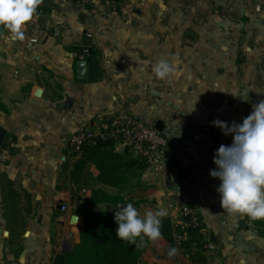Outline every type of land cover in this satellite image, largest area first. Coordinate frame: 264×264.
Wrapping results in <instances>:
<instances>
[{"label": "crops", "instance_id": "0c3cea01", "mask_svg": "<svg viewBox=\"0 0 264 264\" xmlns=\"http://www.w3.org/2000/svg\"><path fill=\"white\" fill-rule=\"evenodd\" d=\"M41 5L22 40L0 29V264H56L79 243L83 214L107 207L101 193L141 216L163 209L173 226L176 206L193 205L217 246L194 263L174 242L145 238L141 264H264V219L223 210L209 175L219 146L232 143L212 122L241 123L264 101V0ZM90 60L98 79L79 77L78 63ZM161 60L173 69L165 80L154 73ZM116 113L161 123L164 173L133 166L118 188L99 182L90 163L75 169L82 153L71 157L68 139Z\"/></svg>", "mask_w": 264, "mask_h": 264}, {"label": "clouds", "instance_id": "9594fccd", "mask_svg": "<svg viewBox=\"0 0 264 264\" xmlns=\"http://www.w3.org/2000/svg\"><path fill=\"white\" fill-rule=\"evenodd\" d=\"M42 0H0V29L11 33L13 41L24 38L25 26L33 21ZM173 69L166 60L154 67L156 77L167 79ZM225 136H232L231 145L221 144L209 175L220 181L216 189L220 205L230 215H243L252 220L264 219V101L253 106V111L241 123L215 120L212 122ZM114 221L116 237L128 244L142 245L162 239L163 209L148 211L143 216L133 203L117 204ZM140 243H137V241ZM176 249L170 250V255Z\"/></svg>", "mask_w": 264, "mask_h": 264}, {"label": "trees", "instance_id": "16d2710c", "mask_svg": "<svg viewBox=\"0 0 264 264\" xmlns=\"http://www.w3.org/2000/svg\"><path fill=\"white\" fill-rule=\"evenodd\" d=\"M121 0H110L114 10ZM38 9H43L40 4ZM37 9V10H38ZM117 9V8H116ZM125 154L132 155L128 149ZM90 163L95 171V178L110 186L121 187L127 179L129 168L143 169L145 164L137 157L126 158L114 152L112 142L98 143L93 147H86L75 163V169L81 170ZM93 196L99 194L92 193ZM100 202L107 204L101 211L86 212L83 214V229L80 241L71 250L56 258V264H141L140 256L144 250L141 246L128 244L116 237L117 224L114 221L117 204L126 205L120 195L101 193ZM179 228L173 226L170 218H161L162 237L173 242V235ZM137 243H140L138 240ZM192 262L204 263L206 258L202 249L191 250L188 246L183 249Z\"/></svg>", "mask_w": 264, "mask_h": 264}, {"label": "built area", "instance_id": "2783aa9c", "mask_svg": "<svg viewBox=\"0 0 264 264\" xmlns=\"http://www.w3.org/2000/svg\"><path fill=\"white\" fill-rule=\"evenodd\" d=\"M111 8L110 0H102ZM55 35L57 32L54 33ZM35 41V39H32ZM82 54L90 57L88 45H84ZM112 142L114 147L128 149L133 157L139 158L151 172L162 174L166 171L168 140L162 132L153 126L145 125L138 118L127 113L108 115L94 127H82L67 141L66 149L75 158L84 148L98 143ZM177 207L179 228L173 235V242L180 249L188 246L191 250L202 249L204 254L217 250L216 244L205 236V226L196 207L181 204ZM64 209V208H63ZM175 264H183L175 261Z\"/></svg>", "mask_w": 264, "mask_h": 264}, {"label": "water", "instance_id": "95a60500", "mask_svg": "<svg viewBox=\"0 0 264 264\" xmlns=\"http://www.w3.org/2000/svg\"><path fill=\"white\" fill-rule=\"evenodd\" d=\"M100 65L97 60L90 61H81L78 63V72L79 77L84 78L87 77L89 79H98L99 77ZM155 128L158 131H162L161 123H156ZM5 137V131L0 127V145L3 143Z\"/></svg>", "mask_w": 264, "mask_h": 264}]
</instances>
